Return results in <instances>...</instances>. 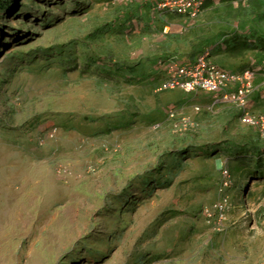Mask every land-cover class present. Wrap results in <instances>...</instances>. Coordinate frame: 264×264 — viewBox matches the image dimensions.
<instances>
[{
    "label": "rangeland",
    "instance_id": "1",
    "mask_svg": "<svg viewBox=\"0 0 264 264\" xmlns=\"http://www.w3.org/2000/svg\"><path fill=\"white\" fill-rule=\"evenodd\" d=\"M20 1L0 0V264H264V141L214 93L157 91L171 59L208 54L256 71L264 116V0L196 18L167 0ZM153 92L170 93L164 119H131Z\"/></svg>",
    "mask_w": 264,
    "mask_h": 264
},
{
    "label": "built area",
    "instance_id": "2",
    "mask_svg": "<svg viewBox=\"0 0 264 264\" xmlns=\"http://www.w3.org/2000/svg\"><path fill=\"white\" fill-rule=\"evenodd\" d=\"M207 0H167L161 6L179 15L196 18ZM164 78L159 83V92L182 91L184 93L209 92L216 94V100L232 106L239 112V119L245 126L254 128L264 141V116L251 111V93L256 71L246 69L231 71L218 66L208 54L193 60L179 62L171 59L165 68ZM196 111H200L199 108ZM171 117L173 113L171 112ZM223 187L228 190L231 179L227 170L223 173ZM229 196H225L215 209L223 212L228 207Z\"/></svg>",
    "mask_w": 264,
    "mask_h": 264
},
{
    "label": "crops",
    "instance_id": "3",
    "mask_svg": "<svg viewBox=\"0 0 264 264\" xmlns=\"http://www.w3.org/2000/svg\"><path fill=\"white\" fill-rule=\"evenodd\" d=\"M157 93V92H156ZM155 92H153V94H150V97L152 99V102H151V107H149L150 109H148L147 111H144V109H142V112H135L134 114H132L131 116V119L134 118L135 119V115H137L138 119H144V118H147L148 121L149 120H161V119H164L165 117V103H164V99H166V97L168 96V98L170 97V93H167V94H160L161 96H157L158 97V102L156 97L154 95H156ZM172 94V93H171ZM174 97H178V93H174L173 94ZM156 99V100H155ZM225 108H228V109H232L234 110L235 112H237V114L239 115V112L233 108L232 106L230 105H227V106H224ZM122 112V113H120ZM120 114H123V115H126V114H130L129 111H126L125 109H119V115ZM136 117V118H137ZM149 129H150V125H149Z\"/></svg>",
    "mask_w": 264,
    "mask_h": 264
},
{
    "label": "bare ground",
    "instance_id": "4",
    "mask_svg": "<svg viewBox=\"0 0 264 264\" xmlns=\"http://www.w3.org/2000/svg\"><path fill=\"white\" fill-rule=\"evenodd\" d=\"M82 95H84V93H82ZM80 102H83V98L80 100ZM107 110L108 109L106 108V105L102 103V106H100V112H105ZM121 116H122V120H126V118H127L126 115L121 114ZM85 119H87V117ZM55 123H56L55 121L53 123L47 122V128H49V129L53 128L55 126ZM54 135H55L54 136V139L57 140L58 131L54 132ZM38 144L41 147H45L43 141L42 142H39ZM56 149L57 148H55V150ZM31 175L35 176V172L31 171ZM37 181H38L37 179L28 178L29 185L28 186L27 185H23V189L24 190H27V191H29V190H31V191L32 190H36L38 192V194L42 195V191L40 190V186L38 185ZM34 196H36V198L39 197V195H37V194H34Z\"/></svg>",
    "mask_w": 264,
    "mask_h": 264
},
{
    "label": "trees",
    "instance_id": "5",
    "mask_svg": "<svg viewBox=\"0 0 264 264\" xmlns=\"http://www.w3.org/2000/svg\"><path fill=\"white\" fill-rule=\"evenodd\" d=\"M11 1L16 2L18 7H19V5H20V3H21L20 0H11ZM4 3H5V2H4ZM6 4H7V3H6Z\"/></svg>",
    "mask_w": 264,
    "mask_h": 264
}]
</instances>
